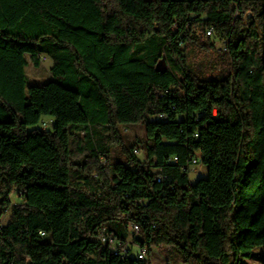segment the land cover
Here are the masks:
<instances>
[{"label": "trees", "instance_id": "obj_1", "mask_svg": "<svg viewBox=\"0 0 264 264\" xmlns=\"http://www.w3.org/2000/svg\"><path fill=\"white\" fill-rule=\"evenodd\" d=\"M212 39L219 77L189 58ZM43 58L54 80L28 87ZM140 124L126 147L119 126ZM194 161L209 177L192 185ZM162 247L264 264V0H0V264H152Z\"/></svg>", "mask_w": 264, "mask_h": 264}, {"label": "rangeland", "instance_id": "obj_2", "mask_svg": "<svg viewBox=\"0 0 264 264\" xmlns=\"http://www.w3.org/2000/svg\"><path fill=\"white\" fill-rule=\"evenodd\" d=\"M151 1V0H149ZM212 43H214L215 48L213 49H202L199 47H190L189 48V58L192 66L195 71L198 73H204L207 77L211 76H223L224 74H228L230 71V58L227 54V49L220 42L212 39ZM53 67V61L51 58H46L44 61L42 60L41 66L39 68L34 67L32 63L27 67L26 72L28 76V87L35 85H46L52 82L53 76L51 74V69ZM53 122L51 120L46 119L44 122L43 128L52 129ZM119 131L121 137L124 139V144L126 147H135V146H143L142 141L145 140V128L143 124L137 126H119ZM58 143H60L61 147L67 153V139L66 132L61 127L58 131L57 139ZM120 144L116 143L114 146V150L120 149ZM140 152L138 157L143 161L146 156L143 150L137 148ZM104 167L108 166V162L103 164ZM155 177L162 176V172L158 169H154L153 171ZM189 179L192 185L196 184L201 179H207L209 177L208 167L202 163L194 165L191 167L189 171ZM11 199L13 203H19V198L16 194H12ZM9 219V212L2 218V223L7 224ZM130 238L129 241H133L134 233L132 228L130 227ZM166 248L162 247L160 249H154L153 253L150 255L149 260L152 264H183L180 259L174 258L170 255ZM263 250L259 249L256 251L253 259L249 261H245L243 264H263Z\"/></svg>", "mask_w": 264, "mask_h": 264}, {"label": "built area", "instance_id": "obj_3", "mask_svg": "<svg viewBox=\"0 0 264 264\" xmlns=\"http://www.w3.org/2000/svg\"><path fill=\"white\" fill-rule=\"evenodd\" d=\"M207 36L208 37H213L214 36L213 31L212 30H208L207 31ZM220 43L222 45H224V47L227 49V43L225 41L220 42ZM45 59L46 58H43L42 60L44 61ZM161 118H162V116H161ZM137 152H138V150L136 151V153ZM105 163H107V161H105L104 159H102V165L105 164ZM194 165H197V162L196 161H194V164L192 166H194ZM191 167H190V169H191ZM190 169L189 170H185L184 173L185 174H189ZM159 171L162 172V176L161 177L160 176L157 177V182L158 183H163V182L166 181L167 175H166V172L165 171H162V170H159ZM130 227L132 228L134 234H138L139 233V226L138 225L131 224ZM42 236H45V233H42ZM100 240L104 244L108 245L110 247V249L113 252H115L117 255L119 254V246H118L119 242L117 241L116 238H114L113 236L107 235L105 233H102L101 236H100ZM146 257H147L146 250H141V252L138 255V258L141 259V260H144Z\"/></svg>", "mask_w": 264, "mask_h": 264}]
</instances>
